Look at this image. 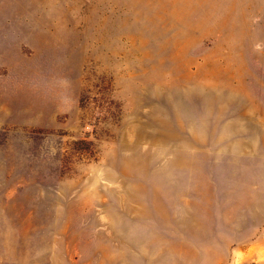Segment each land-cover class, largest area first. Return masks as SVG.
Here are the masks:
<instances>
[{
  "label": "rangeland",
  "instance_id": "1",
  "mask_svg": "<svg viewBox=\"0 0 264 264\" xmlns=\"http://www.w3.org/2000/svg\"><path fill=\"white\" fill-rule=\"evenodd\" d=\"M0 264H264V0H0Z\"/></svg>",
  "mask_w": 264,
  "mask_h": 264
}]
</instances>
